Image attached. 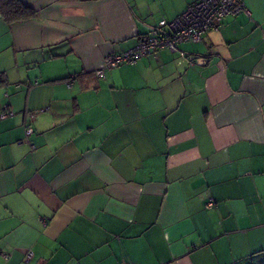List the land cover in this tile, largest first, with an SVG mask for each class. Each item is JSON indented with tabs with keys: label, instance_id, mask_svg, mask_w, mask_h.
I'll return each mask as SVG.
<instances>
[{
	"label": "crops",
	"instance_id": "obj_1",
	"mask_svg": "<svg viewBox=\"0 0 264 264\" xmlns=\"http://www.w3.org/2000/svg\"><path fill=\"white\" fill-rule=\"evenodd\" d=\"M21 1L0 15V264H264V0L103 78L196 0Z\"/></svg>",
	"mask_w": 264,
	"mask_h": 264
},
{
	"label": "built area",
	"instance_id": "obj_2",
	"mask_svg": "<svg viewBox=\"0 0 264 264\" xmlns=\"http://www.w3.org/2000/svg\"><path fill=\"white\" fill-rule=\"evenodd\" d=\"M249 14L243 0H196L171 20L160 19L158 25L162 28L133 47L119 53H110L103 57L102 65L96 69L98 77H104V70L120 64H134L138 59L154 54L161 49L178 50V45L187 40H199L212 30H217L222 19L228 15L239 13ZM38 111V110H37ZM40 111V110H39ZM13 113L8 110L0 111V120ZM25 134L32 133L31 121L36 116V111L26 112ZM213 205V200H208L207 207ZM129 264V263H123Z\"/></svg>",
	"mask_w": 264,
	"mask_h": 264
},
{
	"label": "trees",
	"instance_id": "obj_3",
	"mask_svg": "<svg viewBox=\"0 0 264 264\" xmlns=\"http://www.w3.org/2000/svg\"><path fill=\"white\" fill-rule=\"evenodd\" d=\"M35 10L21 0H0V15L7 22L22 21L31 18ZM3 76L0 74V83Z\"/></svg>",
	"mask_w": 264,
	"mask_h": 264
}]
</instances>
